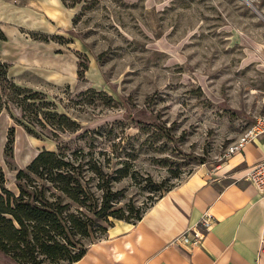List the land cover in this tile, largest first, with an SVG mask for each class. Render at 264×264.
<instances>
[{"label":"rangeland","instance_id":"374dc122","mask_svg":"<svg viewBox=\"0 0 264 264\" xmlns=\"http://www.w3.org/2000/svg\"><path fill=\"white\" fill-rule=\"evenodd\" d=\"M263 96L264 0H0L3 216L30 205L73 256L222 172Z\"/></svg>","mask_w":264,"mask_h":264},{"label":"crops","instance_id":"0c3cea01","mask_svg":"<svg viewBox=\"0 0 264 264\" xmlns=\"http://www.w3.org/2000/svg\"><path fill=\"white\" fill-rule=\"evenodd\" d=\"M263 159L264 141L248 145L217 176L166 192L140 221L95 242L74 264H264V198L246 179ZM206 214L215 224L201 247L175 242Z\"/></svg>","mask_w":264,"mask_h":264},{"label":"trees","instance_id":"16d2710c","mask_svg":"<svg viewBox=\"0 0 264 264\" xmlns=\"http://www.w3.org/2000/svg\"><path fill=\"white\" fill-rule=\"evenodd\" d=\"M19 89V88H18ZM37 94H31L27 95L22 98L24 102V109L29 110L31 107L36 106V102H31L34 100V97ZM41 105V104H39ZM30 111V110H29ZM63 119V117H61ZM29 130V129H28ZM30 131V130H29ZM44 157V154L39 156L33 163V166L38 165L42 162ZM19 184L20 180H19ZM22 187V186H21ZM3 198L0 199V253L2 252L1 249L6 248L4 240H5V234H4V226H7L11 235V239H14L18 237L19 240H24L26 244L27 249V257L24 258V261L22 263L24 264H30L31 260L36 256V253H41L42 255H46L48 258L56 260L61 258L63 260V257L65 260L69 261V264H74L75 262L80 261L87 249H82L73 256H70L69 250L65 246V242H69L67 238L64 237V235L57 233L56 230H54L50 224H47V222L43 218L37 217V213H39L37 210L33 209L30 205H23L19 206V208H22V211H14L11 210L9 214L12 215L13 219H8L3 214L5 211H3ZM31 222L28 224V222ZM17 222L19 224V227L15 224ZM46 225V226H43ZM28 227L33 228V232L31 235V238L29 239V231ZM62 253V255L60 254ZM33 261V260H32Z\"/></svg>","mask_w":264,"mask_h":264},{"label":"built area","instance_id":"2783aa9c","mask_svg":"<svg viewBox=\"0 0 264 264\" xmlns=\"http://www.w3.org/2000/svg\"><path fill=\"white\" fill-rule=\"evenodd\" d=\"M261 141H264V96L262 99L261 113L244 130L238 140L228 147L223 157L225 160H229L238 154H242L248 145L257 144ZM246 179L250 184L257 187L264 198V159L252 166ZM214 224L215 219L206 214L200 219L195 230L185 231L175 242L191 249L201 247L205 236L211 231Z\"/></svg>","mask_w":264,"mask_h":264}]
</instances>
